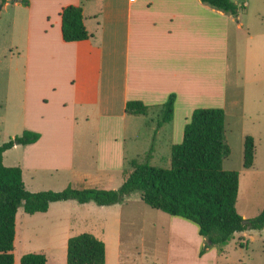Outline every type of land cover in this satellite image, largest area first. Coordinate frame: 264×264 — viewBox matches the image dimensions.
I'll return each mask as SVG.
<instances>
[{
	"label": "crops",
	"instance_id": "0c3cea01",
	"mask_svg": "<svg viewBox=\"0 0 264 264\" xmlns=\"http://www.w3.org/2000/svg\"><path fill=\"white\" fill-rule=\"evenodd\" d=\"M233 1L240 6L236 16L202 0H7L3 4L10 6L13 55L22 61L11 69L7 88L15 114L13 136L29 130L41 138L6 151L4 164L9 166L8 152L23 149V178L33 170L50 173L66 188L90 180L109 184L116 173L128 177L134 162L141 163L136 156L152 147L137 152L144 126L153 131V157H163V148L173 151L183 142L198 108H224L227 116L239 109L256 126L251 130L261 129L264 99L251 101L249 90L259 93L260 88L248 86L238 65V45V81L229 98L232 37L237 43L248 37L264 44V30L252 33L242 21L240 10L247 12L248 4ZM72 4L83 7L91 37L68 43L62 36L61 12ZM257 54L252 51L248 57ZM173 93L174 119L158 128L162 106ZM129 101L143 102L149 113H128ZM250 135L257 143L254 132ZM12 162L10 158V166ZM157 220L167 226L161 246L158 239H143L145 231L137 244L124 241L127 232L102 235L106 264H230V242L201 254L207 240L196 223L158 212ZM244 232L236 233L242 242Z\"/></svg>",
	"mask_w": 264,
	"mask_h": 264
},
{
	"label": "trees",
	"instance_id": "16d2710c",
	"mask_svg": "<svg viewBox=\"0 0 264 264\" xmlns=\"http://www.w3.org/2000/svg\"><path fill=\"white\" fill-rule=\"evenodd\" d=\"M7 0H4V3ZM212 7L233 15L239 6L233 0H202ZM25 3V1H24ZM62 36L65 42H78L91 37L80 5L62 9ZM177 95L171 94L162 106L158 128L174 119ZM150 107L141 101H129L127 112L148 114ZM227 113L224 108H198L186 125L183 142L173 146L170 169L150 163L154 145L145 162H134V170L119 189H78L68 186L62 191L27 189L20 166H6L4 153L16 145L40 140L41 134L26 130L0 146V264H16L18 213H46L52 203L76 200L95 202L100 206L122 203L135 192L145 203L173 216L196 223L200 234L211 241V247L227 245L238 232L264 230V210L244 223L237 208L240 174L224 168V159L231 154L226 142ZM256 159L253 136L245 138L244 167L252 168ZM207 249H202L204 254ZM44 253H27L20 264H47ZM67 264H106V244L92 233H82L68 241Z\"/></svg>",
	"mask_w": 264,
	"mask_h": 264
},
{
	"label": "rangeland",
	"instance_id": "374dc122",
	"mask_svg": "<svg viewBox=\"0 0 264 264\" xmlns=\"http://www.w3.org/2000/svg\"><path fill=\"white\" fill-rule=\"evenodd\" d=\"M238 1L240 5L243 2L248 4L247 12L240 10L246 28L248 27L252 33L262 32L264 30V23H262L264 0ZM3 3L4 0H0V146L11 138L22 135L13 136L16 129L13 119L15 114L10 112V93L7 94V88L11 86V69L15 71L22 61L17 53L13 55L16 50L14 49L15 44L10 38V6H4ZM237 45L240 53L238 65L248 86L252 89L260 88L259 93L249 90L251 101H257V97L262 100V98L264 99V53L261 50L264 48V44L258 38L250 40L248 37L237 43L234 36L230 50L232 69L228 75L229 98L238 81L235 66ZM252 51L254 54H258L250 60L248 54ZM254 127L256 126L247 123L239 109H232L228 113L226 142L231 149V154L224 159V168L229 171H237L240 174L237 208L245 219L255 218L264 210V125L258 131L251 130ZM251 132H254V136L257 138V143L255 142L256 159L252 168H245V138ZM152 133L153 131L146 126L141 128L140 136L137 139L139 144L137 152L144 153V150L148 149L151 144L155 145ZM149 136L151 138L148 142ZM128 145H130L129 140ZM149 151L144 155L136 156V158L140 162H145ZM11 153H7V165L10 166V158H12L11 166L21 167L23 149ZM153 153L150 159L153 166L165 169L172 167V149L163 148L161 151L164 153L163 157H157V155L153 157ZM94 168L95 166L92 168L93 174H95ZM48 175L50 173L27 170L24 176L27 188L33 192L62 191L66 188L57 177ZM115 177L109 184L105 180H90L87 183L78 182L75 187L79 189L84 187L119 189L127 176L116 173ZM157 212L165 214L145 203L139 192L126 197L122 203L110 206H100L95 202L79 203L76 200H67L66 202L53 203V207L47 213L31 215L21 209L18 217L19 231L15 249L16 264H20L21 257L27 253L46 254L47 264H67L68 241L71 237L82 233H92L102 240L101 236L104 234L127 232L124 241L128 242L127 239H129L132 243L137 244L141 242L140 237L145 231L143 239L148 237L151 242L158 239V244L161 246V242L165 239L163 232L166 231L167 226L165 222L157 220ZM244 233V243L239 240L240 235L238 234H235L229 243L227 251L230 264H264V231L248 230Z\"/></svg>",
	"mask_w": 264,
	"mask_h": 264
},
{
	"label": "water",
	"instance_id": "95a60500",
	"mask_svg": "<svg viewBox=\"0 0 264 264\" xmlns=\"http://www.w3.org/2000/svg\"><path fill=\"white\" fill-rule=\"evenodd\" d=\"M235 16H236V15H235ZM247 222H248V220L245 219V220H244V223H247ZM210 245H212V242H211V241H208L207 244L205 245V249H208V248L210 247Z\"/></svg>",
	"mask_w": 264,
	"mask_h": 264
}]
</instances>
